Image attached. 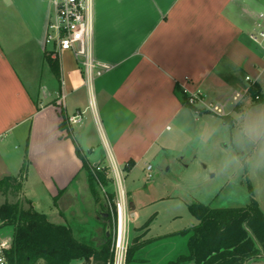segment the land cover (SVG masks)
Here are the masks:
<instances>
[{
    "label": "crops",
    "instance_id": "1",
    "mask_svg": "<svg viewBox=\"0 0 264 264\" xmlns=\"http://www.w3.org/2000/svg\"><path fill=\"white\" fill-rule=\"evenodd\" d=\"M51 12L48 0H0V180L19 174L27 151L23 195L29 186L42 188L54 200L44 213L57 224L89 201L100 245L106 201L92 192L81 156L91 167L115 162L127 170L133 162L130 173L153 169L178 141L162 124L178 105L189 107L182 89L225 103L234 91L250 97L253 80L264 100L263 52L249 37L264 0H94V57L110 69L90 86L72 51L55 54L46 45ZM79 112L80 122L72 123ZM128 196L133 225L141 207ZM135 228L131 245H142L128 264L146 260L137 253L149 228Z\"/></svg>",
    "mask_w": 264,
    "mask_h": 264
},
{
    "label": "trees",
    "instance_id": "2",
    "mask_svg": "<svg viewBox=\"0 0 264 264\" xmlns=\"http://www.w3.org/2000/svg\"><path fill=\"white\" fill-rule=\"evenodd\" d=\"M48 61L59 76L58 61L50 56ZM180 91L184 104L192 107L188 102V94L183 89ZM248 92L256 102L263 101L257 83L251 84ZM257 96L260 98L257 99ZM27 154L26 151L17 176H7L0 180L1 190L9 191L14 196L23 195L30 164ZM81 157L89 175L90 188L97 195L96 187L99 182L108 185L112 181L109 169L91 167L86 157ZM132 165L133 162H130L126 169H130ZM250 191L254 194L251 184ZM110 195L111 198L114 197L113 193ZM24 198V201L0 205V228L14 227L12 246L7 251L12 264H76L81 261L109 264L112 258L111 238L106 236V231L100 245L82 241L75 236L70 226L53 223L47 214L35 208L31 199ZM189 210L198 219V223L181 232L189 234L188 252L168 264H248L253 260H264V211L254 196L246 207L218 208L192 203ZM137 243L129 248L127 264L142 245Z\"/></svg>",
    "mask_w": 264,
    "mask_h": 264
},
{
    "label": "rangeland",
    "instance_id": "3",
    "mask_svg": "<svg viewBox=\"0 0 264 264\" xmlns=\"http://www.w3.org/2000/svg\"><path fill=\"white\" fill-rule=\"evenodd\" d=\"M250 98L254 103H264V100L256 102L252 96ZM207 101L211 102V98L208 97ZM198 163L201 168L207 170V165L199 159L195 149L185 145L182 139H178L173 150L161 154V160L152 162L153 169L148 170L147 166H141L131 173L123 169L125 188L127 192L131 191L134 194V200L141 207L140 216L133 221V225L131 221V237L136 234V226L148 225L149 228L148 234L142 238L145 245L137 253V256L140 255L146 259L141 264H166L169 255L170 258L175 259L179 254L187 252L189 234L181 232L193 228L198 223V219L188 208L189 204L202 203L218 208L246 207L254 196L264 211V180L241 178L236 182L217 183L212 174L207 184L191 185L186 182L187 175L196 169ZM108 174L112 178L110 170ZM250 184L253 186L254 194L250 191ZM96 188L106 201L105 212L110 213L112 202L110 194L113 193L115 196L114 180L112 179L108 185L99 182ZM27 190L31 194L24 197L33 198V205L37 199L40 202L39 212L49 213L54 207V200L50 199L42 188L34 189L29 186ZM106 193L109 196L108 199L105 197ZM24 197L23 195L14 196L11 192L0 189V205L17 200L24 201ZM160 197L165 198L159 199ZM80 205L85 209L84 211H77V205V209L66 213V222L60 223L70 226L78 239L96 243L93 235L95 229L101 224L92 215L93 208H90L92 203L87 201ZM128 208L131 212L130 198H128ZM106 227L105 222L104 228ZM13 235V226L0 228V239L13 240Z\"/></svg>",
    "mask_w": 264,
    "mask_h": 264
},
{
    "label": "clouds",
    "instance_id": "4",
    "mask_svg": "<svg viewBox=\"0 0 264 264\" xmlns=\"http://www.w3.org/2000/svg\"><path fill=\"white\" fill-rule=\"evenodd\" d=\"M162 131L194 148L207 165L205 171L198 163L187 175L191 185L207 184L212 174L217 183L264 180V103H254L240 91L225 103L178 105Z\"/></svg>",
    "mask_w": 264,
    "mask_h": 264
},
{
    "label": "built area",
    "instance_id": "5",
    "mask_svg": "<svg viewBox=\"0 0 264 264\" xmlns=\"http://www.w3.org/2000/svg\"><path fill=\"white\" fill-rule=\"evenodd\" d=\"M52 7L49 21L46 45L55 54L72 51L82 67L87 84L90 86L110 67L98 62L94 57V0H48ZM261 20L253 31L249 33L250 39L262 50L264 60V12ZM247 80H252L250 76ZM252 80V84H253ZM188 102L206 101L208 95L202 90L190 92ZM257 99L260 96L256 97ZM82 113L79 112L71 118L72 123L80 122ZM98 169L101 166L97 165ZM148 170L152 166H147ZM109 170L115 183V196L111 202L109 216L112 221V258L109 264H127V257L131 242V216L128 208V192L125 188L123 169L115 162H111ZM151 177V174L149 175ZM105 197L109 196L106 193ZM108 203V201H107ZM12 246V240L0 239V264H12L7 256V251Z\"/></svg>",
    "mask_w": 264,
    "mask_h": 264
},
{
    "label": "water",
    "instance_id": "6",
    "mask_svg": "<svg viewBox=\"0 0 264 264\" xmlns=\"http://www.w3.org/2000/svg\"><path fill=\"white\" fill-rule=\"evenodd\" d=\"M103 216L107 219L106 220V223H107L106 236L108 238H111V235H112V221L110 219L109 213H104Z\"/></svg>",
    "mask_w": 264,
    "mask_h": 264
}]
</instances>
